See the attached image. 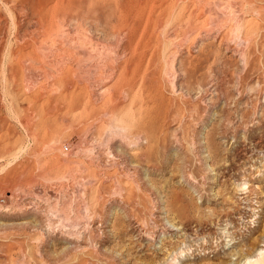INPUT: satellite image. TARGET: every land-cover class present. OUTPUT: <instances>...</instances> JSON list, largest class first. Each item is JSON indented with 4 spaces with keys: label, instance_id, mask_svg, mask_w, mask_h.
Listing matches in <instances>:
<instances>
[{
    "label": "rangeland",
    "instance_id": "374dc122",
    "mask_svg": "<svg viewBox=\"0 0 264 264\" xmlns=\"http://www.w3.org/2000/svg\"><path fill=\"white\" fill-rule=\"evenodd\" d=\"M263 253L264 0H0V264Z\"/></svg>",
    "mask_w": 264,
    "mask_h": 264
},
{
    "label": "bare ground",
    "instance_id": "6f19581e",
    "mask_svg": "<svg viewBox=\"0 0 264 264\" xmlns=\"http://www.w3.org/2000/svg\"><path fill=\"white\" fill-rule=\"evenodd\" d=\"M175 252H177V250H175ZM179 252H181L180 249H179ZM248 262L249 264H264V253L259 258H256L253 261L249 260Z\"/></svg>",
    "mask_w": 264,
    "mask_h": 264
}]
</instances>
